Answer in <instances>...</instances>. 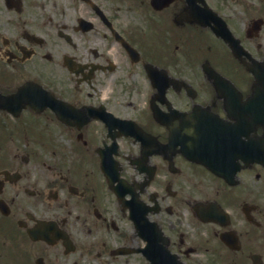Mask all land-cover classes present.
Segmentation results:
<instances>
[{
    "label": "flooded vegetation",
    "instance_id": "obj_1",
    "mask_svg": "<svg viewBox=\"0 0 264 264\" xmlns=\"http://www.w3.org/2000/svg\"><path fill=\"white\" fill-rule=\"evenodd\" d=\"M0 264H264V0H0Z\"/></svg>",
    "mask_w": 264,
    "mask_h": 264
}]
</instances>
